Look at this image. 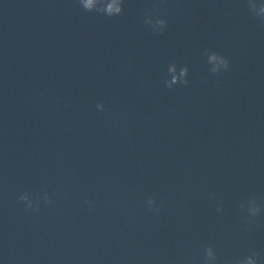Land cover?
<instances>
[{"label":"clouds","instance_id":"clouds-1","mask_svg":"<svg viewBox=\"0 0 264 264\" xmlns=\"http://www.w3.org/2000/svg\"><path fill=\"white\" fill-rule=\"evenodd\" d=\"M78 2L80 7L85 11L96 12L108 17L120 16L124 10V0H78ZM246 7L249 15L259 20L261 26H264V0H246ZM144 23L149 31L154 34H162L168 26L166 19L151 11L145 13ZM204 55L206 56V63L209 66L208 71L211 75L215 76L221 72L230 70V61L223 54L206 49ZM188 75L189 69L187 65L178 66L176 63L169 64L167 75L164 78V86L168 89H172L176 85L186 86L189 83ZM96 109L99 112L108 111L102 102L96 104ZM212 198H215L214 194ZM41 201L45 205H51L53 202L47 192H44L42 196L37 195L35 197L30 196L28 192L20 193L17 196V202L21 203L25 211L29 212H39ZM84 203L88 206L89 211H91L92 200H85ZM217 203L216 211L223 212L222 204ZM145 208L149 212L160 215L163 211V203L159 202L156 197L150 196L145 201ZM240 212L242 213V223L245 226V230L251 232L257 218L264 213V208L258 202V198L253 195L246 202L240 204ZM169 264H176V262L174 260L169 261ZM183 264H264V257H261L260 253L253 251L240 258L222 260L215 247L208 244L203 246L202 253L197 260L186 259Z\"/></svg>","mask_w":264,"mask_h":264}]
</instances>
